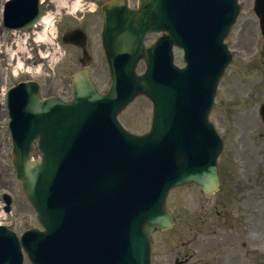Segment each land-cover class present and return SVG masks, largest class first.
<instances>
[{
    "label": "rangeland",
    "instance_id": "rangeland-1",
    "mask_svg": "<svg viewBox=\"0 0 264 264\" xmlns=\"http://www.w3.org/2000/svg\"><path fill=\"white\" fill-rule=\"evenodd\" d=\"M75 1V0H74ZM244 5V11L242 12L241 18L238 24L233 28L231 36L229 37V42L231 43L232 49L235 53L238 54L234 64L229 68L225 78L222 81L220 86L217 105L215 111L212 113V121L222 130L233 129V128H241L245 130H264V124L261 121V118L258 113L259 106L264 103V40L261 36L258 21L253 12V0H241ZM59 2V1H58ZM82 8V7H80ZM77 8L72 9L75 12ZM54 10H56L54 8ZM64 9H62L63 11ZM80 11V10H79ZM74 14V13H73ZM99 28V23H97V29ZM97 40L95 49L93 50V55L95 58V63H100L104 66L100 70V79H106L107 77V68L105 66V59L103 56V51L101 48V39L99 35L95 36ZM11 36L7 34L5 40L1 42L0 39V47L1 43H3V49L6 47L10 48L11 54ZM14 40V39H13ZM30 43L32 44V40L30 39ZM17 49L16 46H13V50ZM31 46L29 44V50ZM68 51L72 54V60L68 61L64 59V52ZM5 56L0 57L1 62L4 66L9 67V63L12 62L11 57L5 52ZM18 55H21L20 53ZM74 56H76V52L72 48H64L62 47L60 50V54L57 55L55 63L51 62V66L48 64H40L39 73L35 75V79L39 80L43 86V94L45 96L48 95H61L62 97L70 96V82H69V74L75 69L76 65L74 64ZM177 63H182V53L181 51H177ZM18 56H15V61ZM25 63V68L27 66H31L26 59H21ZM251 62V63H250ZM53 68L57 71V76L53 75ZM11 70V69H10ZM51 75V76H50ZM11 76V72H9V80L8 85H12L15 83ZM103 83V81H102ZM245 84H249L246 86ZM102 86V85H101ZM237 89L235 93L232 92V88ZM248 89L245 91L244 88ZM225 103V104H224ZM235 105L236 111L233 113L234 116H230L227 113V106ZM250 111L249 109H254L255 111H251V116L245 117L242 116L241 119L235 120L234 118L237 115L245 114L244 110ZM151 113L152 108L151 104L144 98H139L132 106H130L121 116L120 119L124 126L128 128L133 133H143L148 130L151 121ZM250 134H256L253 132H249ZM259 133V132H258ZM10 148V147H9ZM4 154V165L6 162H12V157L7 156V152ZM9 170V178L13 180V174L11 169L8 166ZM16 187V183L14 182ZM194 192L193 188H181L174 191V194H192ZM21 196V194L18 192ZM22 197V196H21ZM23 201V209L20 210V205ZM22 201L20 200L17 212L21 214H29L33 215V212L27 202L22 197ZM213 199H205L203 200V210L207 213H213ZM173 209L176 211V214L179 218V224L176 229L166 235L158 234L155 238L157 241L163 240H172L176 239L174 244L176 247L181 246L182 242L185 238L183 235L190 238L192 233L186 231V224L192 227L194 224V220L189 217V213H184L183 210L176 207ZM211 220L212 216L209 217ZM30 224H35L33 219ZM36 225V224H35ZM237 254H234L230 257H227L222 264H225L227 261H230V264H241V261ZM235 259V260H234ZM28 264V263H27Z\"/></svg>",
    "mask_w": 264,
    "mask_h": 264
},
{
    "label": "water",
    "instance_id": "water-1",
    "mask_svg": "<svg viewBox=\"0 0 264 264\" xmlns=\"http://www.w3.org/2000/svg\"><path fill=\"white\" fill-rule=\"evenodd\" d=\"M257 12H258V14L261 15V17H264V9H262L260 6L258 7V11ZM157 80H160V79L158 78ZM153 82L154 81H151V83H153ZM167 84H172L171 80H168ZM153 85H155V83ZM172 87H173L172 85L168 86L167 88L169 90H167V91H165V90L160 88V93H161L160 95L162 97H165L166 101H167V98L173 96L172 93H173L174 89ZM76 94L78 96H85V97L89 96V97H91V100L97 105L103 104L102 101L97 99L96 95L93 92L92 86L89 83H87L86 81H83L81 78H77V80H76ZM166 94H168V95H166ZM34 96L36 98L35 111H40L41 110L40 109L41 103H40V100H39L40 99V94L39 93H35ZM49 102H50V104H54L55 103L54 100H50ZM170 103L171 102L168 101V104H166L167 107L169 106ZM90 104H91V102L88 104V106ZM83 110H84L83 108H80V111H83ZM167 113H168V111H167ZM168 121H170V120H168ZM38 171H39V169L32 170L30 168H27V172H26L27 177H26V183L25 184H29L31 186L33 184L34 175ZM192 181H194V178H189V179L186 180V182H192ZM168 184H169V182L164 184L161 187L160 196H161V193L167 187ZM158 210H159L158 204L154 205V209H153L151 215H153L155 213L157 214ZM40 212H41V218L43 220L45 219L44 215H43V212H46L47 213V217H49L52 221H55V222L58 223L57 218H55L54 215L51 212L46 211L45 207H41L40 208ZM153 226L154 225H152V224L151 225L144 224L143 228L146 231L148 236L150 235V232H151ZM146 233L143 234V235H140L139 244H138L137 248L132 246L131 243H127L131 254L127 258V260H123V261H126V264H146L147 263V258H148L147 257V246L145 244L146 243V236H145ZM57 245H58V242H55L53 250H54L55 253L58 254V253H60V249L57 247ZM9 260H11V259H9Z\"/></svg>",
    "mask_w": 264,
    "mask_h": 264
}]
</instances>
